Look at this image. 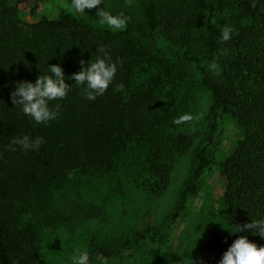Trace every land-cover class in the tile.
Here are the masks:
<instances>
[{
	"label": "trees",
	"instance_id": "obj_1",
	"mask_svg": "<svg viewBox=\"0 0 264 264\" xmlns=\"http://www.w3.org/2000/svg\"><path fill=\"white\" fill-rule=\"evenodd\" d=\"M45 1L35 0L36 6ZM48 1L54 17L22 24L19 7L32 0H0V264H53L42 258L41 245L44 234L58 231L69 238L90 234L82 246L89 264L139 263L148 244L166 239V226L153 225L149 211L143 226L132 224L139 216L133 196L160 198L177 160L201 138L178 213L211 165L207 147L223 116L242 131L220 165L229 225L264 215V0L104 2L131 18L119 32L100 26L96 9L74 14L70 0ZM225 25L236 34L221 43ZM101 46L121 63L105 94L88 101L70 76L80 61L95 60ZM213 60L219 75L208 69ZM55 64L71 91L50 102L60 106L56 120L36 124L10 93ZM200 91L209 98L202 134L192 121L173 123L192 114ZM22 135L44 143L36 151H9ZM120 201H128L130 215ZM240 235L264 246V238L251 232L212 236L203 244L211 264Z\"/></svg>",
	"mask_w": 264,
	"mask_h": 264
},
{
	"label": "rangeland",
	"instance_id": "obj_2",
	"mask_svg": "<svg viewBox=\"0 0 264 264\" xmlns=\"http://www.w3.org/2000/svg\"><path fill=\"white\" fill-rule=\"evenodd\" d=\"M110 0H104L109 2ZM35 8L33 15L32 9ZM19 20L22 24L33 23L43 15L54 17L55 5L46 0L36 6L35 0L19 7ZM209 98L203 91L195 95L192 105L191 120L197 125V132L202 134L205 127ZM242 139V131L236 122L223 116L218 121V128L212 143L207 147L211 165L196 184V192L190 195L177 213L180 206L179 194L187 184L190 170L194 166L197 147L202 145L201 138L188 155L177 160L168 190L157 200L149 201L143 196H133L138 204V218L132 224H145L143 214L150 212V222L155 226H166V239L162 243L148 244L137 264H211L210 255L204 250L203 244L212 236L235 238L237 233H229L233 228L229 225L223 194L225 180L221 175L220 165L230 156L236 143ZM117 203L121 210L130 215L129 203ZM120 210V211H121ZM177 213V214H176ZM175 217L174 221L172 217ZM134 222V223H133ZM90 238L84 233L76 238H69L60 231L44 234L41 245L42 258L53 264H71L70 257L74 251Z\"/></svg>",
	"mask_w": 264,
	"mask_h": 264
},
{
	"label": "clouds",
	"instance_id": "obj_3",
	"mask_svg": "<svg viewBox=\"0 0 264 264\" xmlns=\"http://www.w3.org/2000/svg\"><path fill=\"white\" fill-rule=\"evenodd\" d=\"M68 10L74 14H83L85 9H96L95 15L100 26L111 29L114 32L124 31L130 17L124 12L113 13L108 10L104 0H70ZM236 34L232 25H225L220 30L221 43L228 42ZM96 58L91 63L80 61V70L73 73L70 78L76 85L81 86L82 96L85 100L93 101L103 96L117 74L119 59L113 60L104 47L96 49ZM208 69L214 74H220V65L215 61L208 64ZM63 68L59 64L47 66V73L39 75L35 82L22 81L15 85L10 98L15 106H19L25 116L30 117L36 124L47 125L59 116V104L50 106V102L63 100L71 91L69 83H66ZM123 88V85H118ZM190 113H184L174 119V124H183L193 120ZM44 143L42 137L32 138L22 135L13 138L8 146L9 151H16L19 147L22 151H36ZM248 233L264 238V215H258L256 219L244 225H235L229 233ZM71 264H89V253L86 249L74 251L70 257ZM217 264H264V246H257L249 241L246 235L238 236L223 252Z\"/></svg>",
	"mask_w": 264,
	"mask_h": 264
}]
</instances>
